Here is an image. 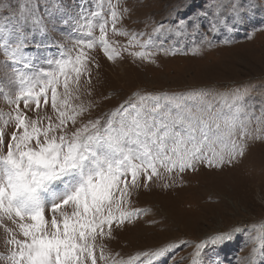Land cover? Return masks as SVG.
<instances>
[{
    "label": "snow or ice",
    "instance_id": "obj_1",
    "mask_svg": "<svg viewBox=\"0 0 264 264\" xmlns=\"http://www.w3.org/2000/svg\"><path fill=\"white\" fill-rule=\"evenodd\" d=\"M61 8L62 0H22L18 4L9 0L7 6L0 4V14L16 20L7 30L9 41L0 43V49L11 62L7 66L21 65L25 70L14 69L19 77L13 81L15 98L4 97L12 106L4 125L11 128L8 141L4 129L0 128V143H5L7 149L6 155L0 156V165H3L0 227L8 235L6 244L11 246L5 257L8 264H88L89 261L97 264L94 243L97 236L110 237L113 226L120 227L141 214L129 211L126 205L131 203L133 190L147 187L159 175L158 168L169 172L194 171L198 163L206 161L210 167H216L245 155L246 145L232 139L238 128L243 127L240 116L245 93L239 90L230 98L211 99L208 93L195 91L191 94L137 92L115 111L68 130L69 124L75 126L78 118L84 117L92 107L71 106L70 100L79 99L74 94L80 92L81 76H87V83H91L88 57L83 49H92L94 43L79 38L72 48L58 45L65 58L46 59L47 70L36 68L33 58L27 55L35 35L46 37L54 32L56 15ZM247 11L244 0H228L226 4L217 3L214 8L187 13L168 28L160 24L153 32L172 33L177 38L189 33L195 35L201 22L209 16L212 20L208 31L215 32L228 27L230 21L232 26L245 21ZM109 15L114 28L117 12L110 11ZM85 19L81 15L73 27ZM59 22L66 25L68 21L65 18ZM108 22L105 18L99 24V42L107 58L112 60L119 53L106 39ZM4 32L5 26L0 24V36ZM84 35L91 36V29L82 31ZM134 42L135 35L130 43ZM151 43L150 37L142 47L147 48ZM157 47L166 52L171 50ZM73 49H77L74 57ZM133 55L146 58L144 53ZM61 86L62 93L58 92ZM49 102L56 113L55 122L51 117L33 119L27 115L28 111L38 112ZM216 145L221 146L220 151L215 150ZM141 176L143 185L139 182ZM57 184L63 186L59 191ZM67 206L72 207L71 213L63 211ZM46 211L52 213L50 227ZM5 219L18 228L24 239H18L14 229L2 223ZM246 231L244 227L233 226L192 245L190 264H204L207 247L231 241ZM258 239L260 249H264V234ZM180 247L165 245L156 251L144 252L147 260L139 264H158L161 258L175 255ZM260 249L252 248L248 264H256ZM99 258L105 259L103 250Z\"/></svg>",
    "mask_w": 264,
    "mask_h": 264
},
{
    "label": "rangeland",
    "instance_id": "obj_2",
    "mask_svg": "<svg viewBox=\"0 0 264 264\" xmlns=\"http://www.w3.org/2000/svg\"><path fill=\"white\" fill-rule=\"evenodd\" d=\"M8 2L0 0V4L5 6ZM19 2L22 0H11L12 4ZM227 2L62 0L54 32L46 37L37 34L32 40L27 55L33 58L36 68L46 70L49 68L46 59L65 58L58 45L72 48L79 38L94 43L92 49H83L88 57L91 83H87V76H81L80 92L74 94L79 95V99L70 100L71 106L84 104L92 107L84 117L78 118L75 126L69 124L68 130L115 111L137 92L191 94L195 91L208 93L209 99L230 98L237 90L245 93L240 116L243 127L238 128L232 137L246 145L245 155L216 167H210L206 161L198 163L194 171L174 169L169 172L166 168H158L159 175L154 176L147 187L133 190L131 203L126 205L129 211L141 214L120 227L113 226L110 237L97 236L94 242L97 264H113V261L117 264H139L141 260H147L144 252H153L165 245L182 247L175 255L161 258L158 264H190L194 251L192 245L233 226H241L248 231L216 247H207L203 254L204 264H217V261L222 264H238V261L248 264L252 248L260 249L258 237L264 234V0H244L248 9L246 20L234 26L230 21L228 27L215 32L208 31L211 16L201 22L195 35L189 33L177 38L172 33L153 32L154 27L160 24L170 27L187 13ZM113 10L118 17L114 28L109 15ZM81 15L86 19L74 28V22ZM65 18L68 21L66 25L59 22ZM105 18L109 21L105 26L106 39L119 53L112 60L107 58L99 42V24ZM15 23V18L0 14V24L5 26L0 43L9 41L7 30ZM89 28L91 36H82V31L86 33ZM133 35L136 42L130 43ZM150 37L152 43L147 48L142 47ZM157 46L171 50L166 52ZM76 51L73 49V57ZM134 53H144L146 58L140 59ZM10 63L0 49V128L6 133V141L11 128L4 125L12 106L4 97L15 98L13 81L19 77L14 69L25 71L21 65L7 66ZM62 91L61 86L58 92ZM89 92L91 95H88ZM48 95L50 101V91ZM27 115L33 119L47 116L56 121L50 102L38 112L28 111ZM215 150L220 151L221 146L216 145ZM6 151L5 143H0V156L6 155ZM208 155L211 156V152ZM2 168L3 165H0ZM139 182L143 185L142 176ZM55 187L59 191L63 186L57 184ZM72 210L71 206H67L63 211L71 213ZM51 218L52 213L46 211L49 227ZM57 218L60 219L59 213ZM2 223L13 228L18 239H24L10 221L5 219ZM107 231L105 227V233ZM7 239V233L0 227V264H8L5 257L11 246L6 244ZM101 250L104 260L99 258ZM255 259L256 264H264V249H260Z\"/></svg>",
    "mask_w": 264,
    "mask_h": 264
}]
</instances>
